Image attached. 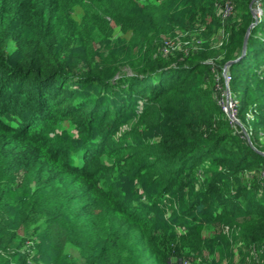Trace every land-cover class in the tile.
<instances>
[{"label":"trees","instance_id":"obj_1","mask_svg":"<svg viewBox=\"0 0 264 264\" xmlns=\"http://www.w3.org/2000/svg\"><path fill=\"white\" fill-rule=\"evenodd\" d=\"M77 1L85 7L86 16L81 20L73 14ZM77 1L0 0V109L2 114L10 112L17 118V122L0 120V264H14L13 258H22L19 250L24 243L13 247L18 233L10 226V213L3 207L11 181L22 178L29 194L20 202L19 224L30 226L33 216L42 214L52 244L44 260L56 264L65 257L71 242L70 219H76L90 220L104 233L99 240V264H114L113 246L122 242L125 246L136 243L137 252L148 256L151 264H168L160 236L159 243L149 237L161 224L154 203L152 207L137 205L122 197L123 189L107 186V170L111 168L105 164V156L118 162L129 180L157 184L163 196L188 186L203 162L212 157L233 178L237 199L254 192L250 185H240L237 178L242 179L245 170H264V107L262 99L252 100L247 86L254 78H264V0L263 18L251 31L246 53L229 68L232 84L242 92L239 119L247 121L253 146L246 143L220 106L213 110L211 103L208 106L192 95L193 75L204 63L199 67L175 58L172 62L150 58L140 65L143 69L127 77H110L96 60L91 21L95 15L100 21L118 19V11L110 0H93V7L92 0ZM250 1L234 0V5H242L251 18ZM224 3L215 9L219 27ZM165 17L155 21L154 30L167 35L172 16L167 12ZM249 23L245 21L239 31L230 59L240 56ZM76 35L88 51L84 57L77 58L72 51ZM12 45L20 54L14 63L9 56ZM83 68L85 74H80ZM170 74L173 76L168 77ZM74 85H98L105 94L90 100L81 90L72 89ZM10 86L13 89L8 92ZM135 95L145 104L137 112L132 100ZM188 108L192 114L185 118L180 110ZM133 114L138 124L150 130L159 129L165 119L171 125L154 142L127 136L116 142ZM61 122L71 123L76 136L55 135ZM175 123L179 126L172 125ZM229 155L234 158L231 162ZM220 177L212 178L203 194L214 190L212 187L222 181ZM58 186L61 191H56ZM226 200L219 203V212L226 210L228 218H236L239 214L231 208L235 199ZM215 209L211 206L210 217L216 216ZM246 214L261 220L246 228V238L264 244V204L251 206ZM31 262L43 264L42 255L26 257L17 264Z\"/></svg>","mask_w":264,"mask_h":264},{"label":"rangeland","instance_id":"obj_2","mask_svg":"<svg viewBox=\"0 0 264 264\" xmlns=\"http://www.w3.org/2000/svg\"><path fill=\"white\" fill-rule=\"evenodd\" d=\"M93 2L92 0V7L96 3ZM110 2L113 4V8L118 11L119 18L106 17L100 21L95 15L94 20L91 21V45L96 53V60L100 67L110 72V77H127L134 71L143 69L145 66L139 68L140 65L150 58L166 59L171 62L175 58L185 65L197 64L199 67L200 63H204L205 66L199 68L193 75L192 95L203 99L209 104L208 106L211 103L213 110L214 107L220 106L218 99L225 89L229 98L237 99L239 102L242 92L236 91L231 80L224 83L223 73L226 64L233 60L229 57L233 51V45L240 39L238 34L244 22L250 21L246 31L248 34L246 45L248 46L252 29L263 18L261 0L250 1L251 18L247 16L246 9L237 4L231 20L221 27H219L215 9L223 0H110ZM167 12L172 16L171 33L159 34L154 30L156 26L154 23L159 18L164 21ZM73 14L78 20L86 16L85 7L78 1L73 6ZM141 18L145 24H141ZM149 18H152L150 24H148ZM226 43L228 46L223 48ZM83 44L82 38L76 35L72 51L77 55V58L78 56L84 57L88 53ZM9 54L12 63L20 57L14 45L11 46ZM240 56L236 59H240ZM230 66L226 69L228 72ZM84 69L80 71V74H85L86 70ZM170 76L173 75H168V77ZM222 82L224 89L221 92ZM126 85L128 84L126 83L125 87ZM247 86L250 88L252 100L262 99L261 105L264 107V78L261 76L254 78ZM12 89V86L6 88L8 92H11ZM72 89L81 90L83 96L90 100L102 93L105 94L98 85L86 87L74 85ZM132 100L136 103L135 112L140 111L145 105L144 100L138 95L133 96ZM180 113L185 118L192 114L189 108L180 110ZM249 116L251 117L252 114ZM11 119L17 122L14 115L10 112L2 114V109H0V120ZM137 120L135 114L128 120V123L122 126L115 141L117 142L119 137L127 136L154 142L171 125L165 119L159 129L150 130L138 124ZM244 121L247 122L243 120L242 123L239 119L234 126L240 133L242 132L246 143L253 146ZM13 124L16 125L15 122H12ZM172 125L179 126L178 123ZM61 126L55 130V135L66 136L70 133L76 136L77 130L71 123L61 122ZM227 159L231 162L234 158L229 155ZM104 162L111 168L107 170V186L115 185L116 189H123L120 190L122 197L137 205L152 207L154 203V211L159 214L158 218L161 220V224L149 237L155 238L158 243L161 238L164 259L168 264H264V244L249 242V238H246V228H251L252 222L260 223L261 221L246 213L251 206L264 204V170L255 173L249 170L242 172L243 180L238 177V183L250 185L254 192L239 196L237 199L233 178L229 177L226 174V168L217 165L215 158L212 157L203 162L190 179L188 186L163 196L160 194L157 184H151L146 179L131 181L122 175L123 172L119 169L118 162L106 156ZM224 166L227 167V165ZM217 175H221L222 181L212 187L214 190L207 195L203 194L212 178ZM24 185H26V181L23 178L13 179L9 186V194L3 203V207L10 213V226L18 233L13 247L24 243L19 250L22 252V258L15 257L12 261L17 264L26 257L28 259L32 255L41 254L43 264H51L52 260H44L45 256L49 254L48 249L52 244L46 236L42 214L33 216L30 226L19 224L20 202L24 195L29 194V190L25 189ZM56 191H61L60 186L56 188ZM230 197L235 199L231 206L232 210L239 214L233 219L227 217L226 210L219 212L220 208L218 207L221 201H227L226 199ZM213 205L216 206L217 214L215 217H210ZM157 207L160 209V213ZM152 211L150 209L151 215ZM77 221L70 219L71 242L65 257L56 264H99L102 261L97 258L101 249L99 240L104 233L90 220ZM127 225L125 224V226ZM113 247L111 253H115L114 264L152 263L148 256H142L137 252L138 245L136 243L125 246L122 242L119 246ZM13 253L11 252V255Z\"/></svg>","mask_w":264,"mask_h":264},{"label":"built area","instance_id":"obj_3","mask_svg":"<svg viewBox=\"0 0 264 264\" xmlns=\"http://www.w3.org/2000/svg\"><path fill=\"white\" fill-rule=\"evenodd\" d=\"M235 12V5H234V0H225V3L223 7L220 10L221 14V20H222V25L225 26L229 22V20L232 18ZM224 33V31H223ZM170 47V45H169ZM223 80L225 82H230L231 80V75L229 74L228 70H225L223 73ZM223 82L222 86L220 87V91L222 92L223 88ZM218 104L220 107L223 109V111L226 113L228 118L230 119L231 123L235 125L238 123V114H239V102L238 100H233L229 98L228 92L225 89V91L222 93L221 97L218 99Z\"/></svg>","mask_w":264,"mask_h":264},{"label":"water","instance_id":"obj_4","mask_svg":"<svg viewBox=\"0 0 264 264\" xmlns=\"http://www.w3.org/2000/svg\"><path fill=\"white\" fill-rule=\"evenodd\" d=\"M254 1V0H253ZM247 38H248V34H246V37H245V41H244V45H243V51H242V55L240 56V58L244 55V53H245V49H246V44H247ZM237 60H239V58L238 59H236V60H231V61H229L227 64H226V66H225V70L231 65V64H233L235 61H237ZM263 154V153H262ZM264 155V154H263Z\"/></svg>","mask_w":264,"mask_h":264}]
</instances>
